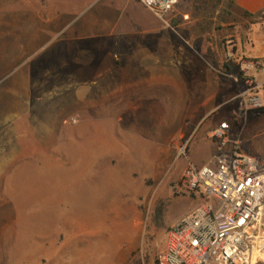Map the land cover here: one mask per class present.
<instances>
[{
  "label": "rangeland",
  "instance_id": "rangeland-1",
  "mask_svg": "<svg viewBox=\"0 0 264 264\" xmlns=\"http://www.w3.org/2000/svg\"><path fill=\"white\" fill-rule=\"evenodd\" d=\"M249 24L231 0L166 24L134 0H0V264H155L203 204L180 178L216 123L264 160V111L240 118L220 75Z\"/></svg>",
  "mask_w": 264,
  "mask_h": 264
},
{
  "label": "built area",
  "instance_id": "built-area-1",
  "mask_svg": "<svg viewBox=\"0 0 264 264\" xmlns=\"http://www.w3.org/2000/svg\"><path fill=\"white\" fill-rule=\"evenodd\" d=\"M135 1L162 24L168 22L179 3ZM226 59L233 67L220 75L241 86L234 98L240 118L264 111V84L254 77L264 74V58L236 53L232 41H227ZM242 131L241 125L233 132V121L219 122L209 133L216 149L212 165L188 163L184 168L180 178L183 190L202 199L203 204L169 229L155 264L264 263V162L244 151ZM177 157L186 158L185 145Z\"/></svg>",
  "mask_w": 264,
  "mask_h": 264
},
{
  "label": "crops",
  "instance_id": "crops-1",
  "mask_svg": "<svg viewBox=\"0 0 264 264\" xmlns=\"http://www.w3.org/2000/svg\"><path fill=\"white\" fill-rule=\"evenodd\" d=\"M231 2L233 4L234 12L236 13V15L240 16V19L246 18L248 19V21H250L249 27L246 31L245 54H247L251 58H264V18L262 17V11L264 9V0H231ZM237 46L239 47L238 52L240 53V34L238 35ZM240 89L241 86L238 87V92ZM155 94H157V90H155L154 87L146 88L141 91L142 96H150V95L154 96ZM236 95H234V97L232 98L233 101ZM17 97L21 98L20 93H18ZM212 114H213V109L212 108L207 109L205 112H203L204 116L202 117V119ZM225 120L226 119H222L219 122ZM218 123H216V125ZM215 151H216L215 145L212 143L211 140L210 141L200 140L198 143L194 145V147L191 150H189L188 158H187L188 162L196 167L210 166L212 165ZM246 153L258 159L259 161L262 162L264 161L263 159H259L254 155L249 154L248 152ZM200 154H204L205 158L203 161L196 163L193 158L194 156Z\"/></svg>",
  "mask_w": 264,
  "mask_h": 264
},
{
  "label": "trees",
  "instance_id": "trees-1",
  "mask_svg": "<svg viewBox=\"0 0 264 264\" xmlns=\"http://www.w3.org/2000/svg\"><path fill=\"white\" fill-rule=\"evenodd\" d=\"M224 69L226 70V71H230L231 69H230V67L228 66V65H224ZM261 113V112H260Z\"/></svg>",
  "mask_w": 264,
  "mask_h": 264
}]
</instances>
